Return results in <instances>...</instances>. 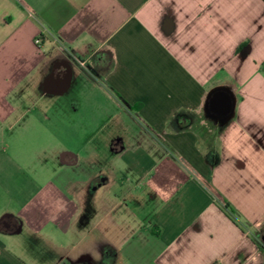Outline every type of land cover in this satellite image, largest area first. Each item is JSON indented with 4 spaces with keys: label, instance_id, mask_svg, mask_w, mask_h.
<instances>
[{
    "label": "crops",
    "instance_id": "1",
    "mask_svg": "<svg viewBox=\"0 0 264 264\" xmlns=\"http://www.w3.org/2000/svg\"><path fill=\"white\" fill-rule=\"evenodd\" d=\"M89 85L128 120L61 139ZM262 238L264 0H0V264H264Z\"/></svg>",
    "mask_w": 264,
    "mask_h": 264
},
{
    "label": "rangeland",
    "instance_id": "2",
    "mask_svg": "<svg viewBox=\"0 0 264 264\" xmlns=\"http://www.w3.org/2000/svg\"><path fill=\"white\" fill-rule=\"evenodd\" d=\"M107 58L109 62V55H107ZM88 88L89 91L87 93L86 99H84L82 111H72L69 105L61 103L58 105L57 110L51 113L50 119L53 131H58V137L61 139L69 132L75 133V131H99L101 126L107 121H109V127L103 131H105V136L111 135L116 132L118 118L124 119L126 121L128 120L127 113L124 112L123 109L119 110L121 106L110 99L105 92H103L100 88L91 87L90 85ZM116 113H119L117 119L111 118V116ZM48 249L50 248H27L23 249V251L26 253L28 250L30 253V256L26 258L27 261L31 260V253L43 257L44 259L51 257L54 258L55 254H52L50 251L51 249ZM15 250L20 252L22 249L19 247L15 248ZM46 252L51 253V255L47 254Z\"/></svg>",
    "mask_w": 264,
    "mask_h": 264
},
{
    "label": "water",
    "instance_id": "3",
    "mask_svg": "<svg viewBox=\"0 0 264 264\" xmlns=\"http://www.w3.org/2000/svg\"><path fill=\"white\" fill-rule=\"evenodd\" d=\"M206 113L209 117L224 123L228 121L234 112L235 98L228 89L217 88L213 90L208 98ZM264 241V238H262Z\"/></svg>",
    "mask_w": 264,
    "mask_h": 264
},
{
    "label": "flooded vegetation",
    "instance_id": "4",
    "mask_svg": "<svg viewBox=\"0 0 264 264\" xmlns=\"http://www.w3.org/2000/svg\"><path fill=\"white\" fill-rule=\"evenodd\" d=\"M99 62L97 61V59L95 61H88L86 63H81L87 70H93L94 68H99ZM10 223H12L11 221H9Z\"/></svg>",
    "mask_w": 264,
    "mask_h": 264
},
{
    "label": "trees",
    "instance_id": "5",
    "mask_svg": "<svg viewBox=\"0 0 264 264\" xmlns=\"http://www.w3.org/2000/svg\"><path fill=\"white\" fill-rule=\"evenodd\" d=\"M212 163L215 164L216 161H213ZM262 244H263V245H260V244H259V247H260V249L262 250V252L264 253V242H263Z\"/></svg>",
    "mask_w": 264,
    "mask_h": 264
}]
</instances>
